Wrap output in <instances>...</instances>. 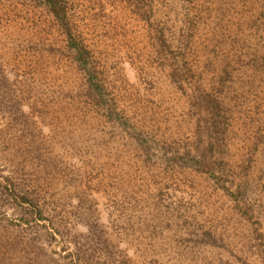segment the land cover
<instances>
[{"label": "rangeland", "instance_id": "374dc122", "mask_svg": "<svg viewBox=\"0 0 264 264\" xmlns=\"http://www.w3.org/2000/svg\"><path fill=\"white\" fill-rule=\"evenodd\" d=\"M62 1L89 72L0 0V264H264V0Z\"/></svg>", "mask_w": 264, "mask_h": 264}, {"label": "trees", "instance_id": "16d2710c", "mask_svg": "<svg viewBox=\"0 0 264 264\" xmlns=\"http://www.w3.org/2000/svg\"><path fill=\"white\" fill-rule=\"evenodd\" d=\"M44 5L48 6L58 17V19L62 22V25L66 27L65 23V10H64V4L62 0H44ZM67 31L69 32V40H70V47L76 52V58L78 62L80 63L83 70L88 71V64H89V54L88 52L77 42L76 39L73 38V35L68 30V27H66ZM93 82V81H92ZM99 89V86H97ZM193 158V157H192ZM191 158V159H192ZM187 160V159H186ZM185 164L188 166H194L199 167L201 163L193 159L192 162L185 161Z\"/></svg>", "mask_w": 264, "mask_h": 264}]
</instances>
